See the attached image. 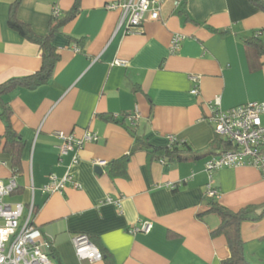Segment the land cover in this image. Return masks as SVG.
<instances>
[{"label": "crops", "instance_id": "1", "mask_svg": "<svg viewBox=\"0 0 264 264\" xmlns=\"http://www.w3.org/2000/svg\"><path fill=\"white\" fill-rule=\"evenodd\" d=\"M15 1L0 0V84L36 73L43 61L40 45L9 25ZM75 1L20 0L16 16L45 35L56 10L63 16ZM116 1L123 0H80L79 13L54 37L60 59L50 81L4 95L25 142L15 172L0 141V179L18 182L5 202L22 203L24 220L33 201L37 239L55 264H223L231 255L227 239L211 234L221 219L199 214L213 199L234 211L253 206L263 215L242 223L244 254L264 264V173L224 166L213 173L218 195L210 197L206 169L216 154L213 100L219 97L223 109L264 101V54L249 41L257 36L264 43V11L251 0H164L159 19L147 17L127 33L121 9L108 7ZM175 35L182 36L177 48ZM2 111L0 105V135ZM86 132L97 139L61 155L60 133ZM138 137L156 145L173 137L188 142L191 154H205L170 162L151 158L144 147L130 155ZM125 155L126 171L117 173L114 162ZM96 159L108 163L98 166ZM69 170L72 180L62 190L45 189L52 175L61 181ZM143 221L153 223L150 231H132ZM78 233L88 234L105 258L81 260L72 243Z\"/></svg>", "mask_w": 264, "mask_h": 264}, {"label": "built area", "instance_id": "2", "mask_svg": "<svg viewBox=\"0 0 264 264\" xmlns=\"http://www.w3.org/2000/svg\"><path fill=\"white\" fill-rule=\"evenodd\" d=\"M164 0H123L112 2L110 9H121L120 26L126 27L127 33L136 32L147 17L160 18V6ZM55 14H58L56 10ZM182 36L175 35L172 47L177 48ZM124 63V61H118ZM196 80L197 78L194 77ZM198 93V89L193 90ZM139 114L130 117L132 124ZM210 121L214 124L216 135L227 138L236 144V148L227 150L220 155L209 159L206 169L209 172L208 196L216 197L218 191L213 187V173L224 166L251 165L264 173V101H250L239 104L229 109L221 107L220 98L211 103ZM63 139L60 146L61 155H65L76 148H81L84 142L97 139L96 134L86 132L78 138L74 134L60 133ZM175 138H171L174 142ZM78 153L73 157V163H77ZM108 162L104 159H96L94 164L105 166ZM66 180H72L70 170L64 179L58 181L51 176V181L45 187L48 191H59L64 187ZM18 187L16 177H12L8 183L0 179V264H55L50 254L43 248L44 244L37 239L38 229L32 222L35 206L33 201L29 204V214L22 220L25 206L22 203L10 204L4 198ZM108 201H112L111 198ZM151 221H143L141 227H135L132 231L148 232L152 229ZM49 245L48 242H44ZM77 256L81 260L100 261L104 258L102 250L91 240L88 234L78 233L72 237Z\"/></svg>", "mask_w": 264, "mask_h": 264}, {"label": "trees", "instance_id": "3", "mask_svg": "<svg viewBox=\"0 0 264 264\" xmlns=\"http://www.w3.org/2000/svg\"><path fill=\"white\" fill-rule=\"evenodd\" d=\"M79 1L80 0H76L73 7L63 16H52L48 33L45 35L37 34L28 23L22 22L17 18L16 12L20 0H16L12 5L11 16L9 20L10 27L20 33V35H22L26 39L39 44L42 50L43 60L41 69L36 73L29 76L12 78L3 84H0V105L3 109L1 117H3V119L6 121V131L4 135H0V141L2 138L5 139L3 149L5 152H8L11 155L12 167L15 172L21 170L22 168V155L25 148V142L12 127V124L10 122L12 109L9 103L4 99V95L18 88L35 89L50 81L55 66L60 59L58 48L54 45V37L57 33L60 32L61 28L67 22L72 20L79 13ZM251 1L258 8L264 11V0ZM249 41L258 49L260 53L264 54V43L259 38H257V36L250 39ZM108 119L115 120L116 118L114 116H109ZM132 125L128 126V130L134 134L135 128ZM213 146H215L216 149V152H214L216 153L214 157L227 150L236 148V144L233 141L218 135L215 137ZM144 147L147 148V151L150 154L151 158H163L167 159L170 162L190 161L197 159L205 154H191L193 153V150L190 144L185 141H174L170 142L168 145H156L144 138L138 137L130 155L138 149H143ZM130 155H125L124 157L114 162L117 164V173H125ZM208 204L209 208L206 211L201 212L199 216L207 213H215L220 217L221 222L219 226L216 229L212 230L211 234L214 237L224 235L227 239L231 255L223 261V264H252L250 261H248L244 254V241L241 235V226L244 221L260 219L263 215V211L260 213H256V208L253 206L244 207L240 210L234 211L214 199L211 200ZM108 264L111 263L108 261Z\"/></svg>", "mask_w": 264, "mask_h": 264}, {"label": "water", "instance_id": "4", "mask_svg": "<svg viewBox=\"0 0 264 264\" xmlns=\"http://www.w3.org/2000/svg\"><path fill=\"white\" fill-rule=\"evenodd\" d=\"M100 170H101V169H100ZM100 170H99V171H100Z\"/></svg>", "mask_w": 264, "mask_h": 264}]
</instances>
